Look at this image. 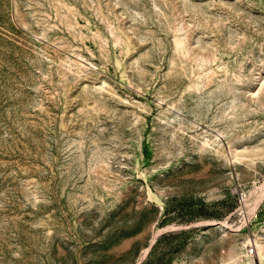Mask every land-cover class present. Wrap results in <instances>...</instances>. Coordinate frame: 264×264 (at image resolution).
<instances>
[{
    "label": "rangeland",
    "instance_id": "374dc122",
    "mask_svg": "<svg viewBox=\"0 0 264 264\" xmlns=\"http://www.w3.org/2000/svg\"><path fill=\"white\" fill-rule=\"evenodd\" d=\"M0 264H264V0H0Z\"/></svg>",
    "mask_w": 264,
    "mask_h": 264
}]
</instances>
